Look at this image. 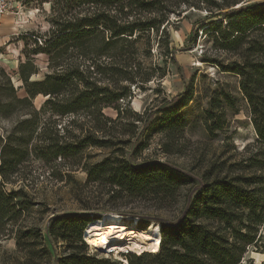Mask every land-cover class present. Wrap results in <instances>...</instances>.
<instances>
[{"label":"trees","instance_id":"obj_1","mask_svg":"<svg viewBox=\"0 0 264 264\" xmlns=\"http://www.w3.org/2000/svg\"><path fill=\"white\" fill-rule=\"evenodd\" d=\"M197 1L208 2L52 0L49 28L44 33H30L34 48L19 65L24 95L12 100L31 104L42 95L45 99L34 110L35 117L48 112L69 120L62 133L55 123L53 128L42 122L27 135L20 130L19 135L0 134V241L12 236L27 257L49 254L40 229L19 228L25 206L20 200L22 190L5 187L17 180L23 148L19 142H32V153L50 168L57 159L70 166L79 165L84 150L92 146L113 148L114 155L83 164L86 183L108 186L111 200L130 197L176 202L180 190L189 186L184 207L171 220L141 217L146 223L159 222L157 248L140 253L129 250L120 260L88 252L86 227L95 220L89 213L54 215L46 236L50 242L64 245L56 264H264L246 257L250 248L264 251V1L237 7L238 0L223 1L214 11L208 9L203 19L207 22L195 30V36L198 29L201 34L208 32L215 45L235 56L227 63L213 62L221 71L239 77V89L255 133V139L243 146L225 173L198 178L163 160L136 163L123 155L125 145L131 144V156L139 155L149 145L148 135L143 134L146 128H157L164 140L161 147L167 153L173 152L182 136L186 120L179 111L191 100L188 87L176 95L178 100L171 107L165 112L161 109V115L147 124L148 112L134 111L130 101L134 88L141 89L165 75L163 71L157 74L159 69L148 59L153 38L159 36L156 48L174 62L169 42L171 14H179L182 7L198 9ZM40 53L47 56L48 71L41 79L32 80L37 67L31 55ZM6 79L9 91L17 92L9 76ZM11 106L12 102L5 105ZM105 108H112L115 117L106 115ZM227 109L237 113L235 98L230 94L215 93L210 98L205 111L209 133L222 128ZM115 134H128V138Z\"/></svg>","mask_w":264,"mask_h":264},{"label":"rangeland","instance_id":"obj_2","mask_svg":"<svg viewBox=\"0 0 264 264\" xmlns=\"http://www.w3.org/2000/svg\"><path fill=\"white\" fill-rule=\"evenodd\" d=\"M223 1L232 0H208L207 3L197 1L198 9L182 7L179 14H171L169 42L170 47L174 49V62L168 60L164 52L156 48L159 36L153 38L148 59L152 66L159 69L156 70L157 74L163 71L165 75L146 83L141 89L134 88L130 101L131 108L139 113L148 112L147 124L161 115V109L165 112V109L171 107L178 100L176 95L186 87L192 96L188 104L179 111L186 120V126L181 138L176 141L173 152L163 151L161 143L164 140L153 126L143 131V134L149 137V145L139 155H130L131 144L124 146L123 155L129 161L138 163L144 159L155 158L176 165L198 178L204 174L210 177L221 176L225 173L227 165L239 157L243 146L255 139L248 107L239 89V77L231 72L221 71L213 62L227 63L235 56L215 45L208 32L201 34L198 29L195 36L197 27L207 22L203 19L209 13L208 9L214 11L215 5ZM238 1L240 3L235 7L264 0ZM51 4L52 0H0V28L1 26L6 28L0 32V134L2 136L12 132L14 135H19L18 130L27 135L32 129H37L42 122L48 123L53 128L56 126L62 133V128L69 120V117H60L48 112L35 117L34 110H37L36 108L45 99L42 95L35 97L31 104H19L12 100L14 96L24 95V89L20 88L22 81L19 77V65L34 48L32 40L29 39L30 33L38 31L44 33L49 28ZM31 57L37 67V73L32 74L31 79L39 80L48 71L47 56L40 53ZM6 76H9L14 90L19 83L17 92L9 91ZM222 92L235 98L237 113L227 109L222 128L209 133L205 125V111L209 108L210 98L215 93ZM9 102H12V106L5 107ZM103 111L106 115L115 117L116 113L112 108H105ZM14 128L16 131H13ZM116 137L127 139L128 134L116 135ZM132 141L133 139L131 143ZM31 143L19 142L23 148L20 149L17 180L5 187L7 189L19 187L22 190L20 200L25 206L19 216V228L40 229L43 244L49 254L43 257L38 255L27 257L17 247L15 239L10 236L0 241V264H56L57 259L64 252V245L62 242H50L46 236L50 218L54 215L89 213L96 220L107 213H116L129 218L128 222H131L132 218H137L138 232L146 242L151 243L148 240V236L152 234L151 227L158 226L159 222L151 220L146 223L141 217H161L171 220L176 218L184 207L185 194L189 186L180 190V197L176 202L168 200L157 202L148 198L130 197L111 200L107 192L108 186L86 183L83 164L89 165L105 156L114 155L113 148L90 146L84 150L79 165L70 166L67 161L57 159L50 168L35 157L31 151ZM24 150L25 154L22 155ZM84 239L89 253L96 252L97 256L111 260L123 258L124 252H117L112 247L101 248L100 245L88 244L86 233ZM150 246L146 250L157 248L156 242L151 243ZM246 257L261 263L264 262V251H254L250 248Z\"/></svg>","mask_w":264,"mask_h":264},{"label":"bare ground","instance_id":"obj_3","mask_svg":"<svg viewBox=\"0 0 264 264\" xmlns=\"http://www.w3.org/2000/svg\"><path fill=\"white\" fill-rule=\"evenodd\" d=\"M124 218L116 213H107L102 218L91 221L86 227V241L90 245H100L101 248L116 249L117 252L137 251L151 247L159 234V225L151 227V235L148 240L138 232V219ZM154 227V228H153ZM159 238V237H158ZM111 249V250H112Z\"/></svg>","mask_w":264,"mask_h":264},{"label":"crops","instance_id":"obj_4","mask_svg":"<svg viewBox=\"0 0 264 264\" xmlns=\"http://www.w3.org/2000/svg\"><path fill=\"white\" fill-rule=\"evenodd\" d=\"M5 30L6 28L4 27V26H1V28H0V32L2 31V30ZM0 36H1V34H0ZM16 88H17V91L19 90V83H18V86H15ZM19 96V95H18ZM37 96H39V95H37ZM36 96V97H37Z\"/></svg>","mask_w":264,"mask_h":264},{"label":"built area","instance_id":"obj_5","mask_svg":"<svg viewBox=\"0 0 264 264\" xmlns=\"http://www.w3.org/2000/svg\"><path fill=\"white\" fill-rule=\"evenodd\" d=\"M0 13H1V11H0ZM125 253V252H124ZM137 253V252H136Z\"/></svg>","mask_w":264,"mask_h":264},{"label":"water","instance_id":"obj_6","mask_svg":"<svg viewBox=\"0 0 264 264\" xmlns=\"http://www.w3.org/2000/svg\"><path fill=\"white\" fill-rule=\"evenodd\" d=\"M159 226H160V224H159Z\"/></svg>","mask_w":264,"mask_h":264}]
</instances>
